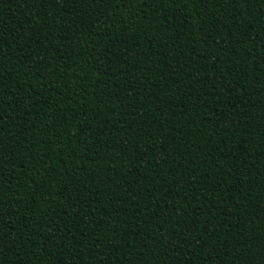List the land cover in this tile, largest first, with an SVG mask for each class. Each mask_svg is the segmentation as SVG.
Wrapping results in <instances>:
<instances>
[{"label": "trees", "instance_id": "16d2710c", "mask_svg": "<svg viewBox=\"0 0 264 264\" xmlns=\"http://www.w3.org/2000/svg\"><path fill=\"white\" fill-rule=\"evenodd\" d=\"M0 264H264V0H0Z\"/></svg>", "mask_w": 264, "mask_h": 264}]
</instances>
